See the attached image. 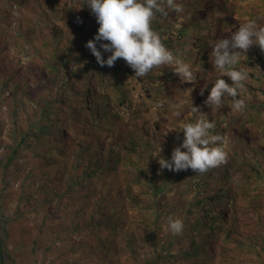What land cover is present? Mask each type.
<instances>
[{
  "label": "trees",
  "instance_id": "1",
  "mask_svg": "<svg viewBox=\"0 0 264 264\" xmlns=\"http://www.w3.org/2000/svg\"><path fill=\"white\" fill-rule=\"evenodd\" d=\"M79 1V7L85 11L82 10L79 14H75L76 17L68 20L60 18V21L52 26L46 24L45 32L39 35L41 44L38 48L40 50L35 48L33 52L38 53L41 63L37 71L31 73L33 74L34 88L26 86L28 82L26 75L23 76L19 73L22 71L20 65L13 63L14 57L10 55L9 51H5L0 42V65L4 64L5 66L0 69V74H3L6 82L10 84L7 89L5 86L0 91V106L7 105L8 112L13 113L10 133L16 144L9 147L11 152L5 154L6 158L0 159V167L3 164L5 171L18 173V169L12 167L15 163L20 159H27V162H31L32 172L23 177L25 186L19 187L15 191L20 195L16 199L23 200L25 198L21 203L27 204L26 206L29 203L38 205L35 206L34 211L21 213L20 209H16L17 215L11 216L12 218L9 220H3L0 227V264H47V255L53 251V243L50 241V237L45 236L43 241H39L38 237L48 235L47 231L52 228L46 229L49 222H54L53 225L65 226L68 234L72 235L67 249L58 252L50 264H100L101 262L89 257L91 255L89 251L83 254L88 246L96 242H101L105 246L100 253L103 257L106 256L107 264H124L122 255L124 256L125 253L127 256H133L132 258L137 264H251L248 259L236 262L234 256L231 258L230 248L233 246L235 249L236 244L243 242L255 245L259 252H264V209L258 210L256 214L253 213L255 216L249 232L240 235L239 228H244L245 225L240 217V211L229 202V200L237 201V197H232L231 191L228 193V197L222 195L223 187L219 189L220 195L212 193L215 190L212 180H216V173L222 172L224 169L227 170V167L219 166L204 174L195 172L197 179L193 178L192 182L185 181L186 185H192L196 189L198 178L206 177L208 180L206 186L209 192L206 191V197L203 198L200 197L202 192L198 189V199L194 201L193 205L187 209L179 210L175 201L181 195H166V193L174 188L176 183L192 176V170L189 169L185 174L183 171L177 172L178 179L173 182H170L168 178L163 179V183L166 185L171 183L173 186L171 189L161 192L158 179L156 177L149 178L146 175V169L151 170L155 164L154 157L150 153L152 134L149 130L159 132V136L156 138L158 142L153 141V143L157 146L161 144V150L167 152L169 157L172 150L182 143L183 133H178L175 136L165 135L167 128L158 122L148 123L146 127H137L129 133L110 135L109 123L116 119L117 115L109 110V104L114 103L123 95V93H119V89L124 91L126 79H135L140 83L144 79L133 78L134 71L123 59H117L112 67H101L86 47H80L76 55L73 50L68 49L66 42L70 41L69 34L71 32L76 36L83 33L85 36L82 38V43L86 44L93 39L99 28L95 16L84 4L85 0ZM206 1L198 0L197 6H200V9L210 6ZM176 2L181 5L178 0ZM184 5L186 6V4ZM202 11L206 16L211 14L206 10ZM162 18L164 21L160 23L153 21L152 27L159 33L166 48L174 53H183V48L187 43L186 38L189 36V27L193 26L195 19L192 18L186 23L187 13L185 10L179 13L169 10L168 16ZM213 30H215L214 22L208 32ZM200 34H202L201 31ZM222 34L213 38L211 36V42L205 41L208 50H213L212 45L216 40L223 39L221 38ZM97 47L99 48V44ZM257 47L253 45L249 54L243 53L245 56L244 59H241L243 64L255 73H257V63L264 64V60L259 58L256 63L252 62L256 61L253 49ZM202 49L197 36V40L193 43V54L191 53L188 58L192 60L197 58ZM59 53L62 54L60 58ZM108 55L110 53H105L104 58L106 59ZM78 58L79 62H76L75 60ZM192 60L189 61L191 64H193ZM71 64L77 68L72 76L68 74ZM78 65H83V67ZM155 69L163 71V74L159 73V76L167 77L174 85V89H186V87H182L180 84L182 82H179L180 78L171 69L165 66ZM40 73L45 74L44 79L43 76L39 78ZM61 74L69 79L66 80ZM87 74H91L90 77H87ZM251 75L254 78V74ZM50 77L63 79L60 80L63 84L59 85L58 91L52 87L54 84H46ZM262 79L264 77H259V80ZM86 82H89L88 90H86ZM29 89L33 94H30ZM159 91L160 89L158 91L146 89L145 94L150 100L156 102V99L162 97ZM194 96H196V92L190 88L188 103L193 101L195 103ZM173 98L175 99V93ZM5 101H8V104H5ZM124 103L125 99L122 101L123 105ZM22 124L24 125L21 128ZM3 131L0 126L2 152L5 149L2 145L3 137H6ZM93 131H97L98 138L106 135V138H101L103 147L92 142V139L97 138L91 137ZM234 133L240 141L252 148L256 155L264 152V147L252 141L241 128H236ZM137 136L141 139H148L145 152H139ZM252 142L253 145H251ZM117 146L118 151H114ZM109 160L115 161L114 163H118V165L121 163L125 174L129 171L125 168L124 161L127 164L130 162L134 166H143V168L139 169L137 178L129 181L131 187L126 190L120 189V187L114 188L115 178L104 177V174L110 172L116 174L118 170L112 168L114 164L109 163ZM149 161H152L153 165L149 166ZM246 165L247 174L244 181L246 186H251L253 195L251 196L250 191L247 190L244 202L254 203L253 198L258 195L260 198H264L262 192L264 186L261 191L256 188L255 178L257 174H260V170L264 171V169ZM24 170L26 171V169ZM2 173V177L0 176V186L2 184L0 200L7 199L8 195L12 196L14 194L12 186H15L13 182L8 184L9 180L6 179V176L14 175L7 174V172ZM30 176L32 177L31 181ZM229 176L227 174L224 177L229 178ZM144 178L147 180L145 185L142 184ZM35 179L43 181L44 185L49 187L55 183L58 189L54 193L55 196L44 197V195L49 196L48 190H37L38 194L35 193V189L38 187ZM120 182L118 179L117 185ZM138 183L141 187L144 186L148 193L155 195V203L150 208L155 209L157 218L171 215L183 220L182 234L171 233L159 239H155L156 236L153 235L148 240L137 239V232L141 228H144V231L149 230L152 233H157L151 227L153 224L158 225L156 220L150 221L144 217L143 222H140L138 217L133 215L135 209L141 210L145 207L143 201L138 199L133 192V187ZM51 199L59 208L55 214L52 210H45L46 205L51 203ZM39 200L40 202H38ZM125 200H130L127 204L128 213L126 211L128 209L123 205ZM115 202L119 203V207L114 204ZM181 202L183 203V199ZM223 206L231 208L232 214H226L222 210ZM259 206L264 208L263 205L259 204ZM76 209L85 211L82 219L71 218L73 222L70 223L69 219V224H66L61 213L63 211L74 213L77 211ZM99 211H104V213ZM33 215L37 216L35 218L41 222L39 225L33 224L32 221H35L34 218L31 219ZM53 215L55 218L52 219ZM9 224L13 227L18 226L19 228H15L24 231L21 240L15 242V246L10 241L12 234L11 230L9 231ZM29 233H35L37 236L32 241H28L26 235ZM156 233L154 235H158ZM139 240L147 241L145 246L149 247L147 256L143 260L139 259ZM212 241L215 242L212 243ZM43 242L46 243L47 250L40 255V249L45 247ZM228 245L231 246L228 248ZM40 256L47 260L40 263ZM262 263L264 264V262Z\"/></svg>",
  "mask_w": 264,
  "mask_h": 264
},
{
  "label": "rangeland",
  "instance_id": "2",
  "mask_svg": "<svg viewBox=\"0 0 264 264\" xmlns=\"http://www.w3.org/2000/svg\"><path fill=\"white\" fill-rule=\"evenodd\" d=\"M79 0H0V43L4 46L5 51H9L10 55L14 57L13 63H18L20 65V68L22 69L21 72H19L21 75H26L28 82L26 83V86L30 88H34L33 85V74L38 69V66L41 63V58L39 57L38 53L33 50L38 48V46L41 44V38L39 35H42L45 32V29L47 28L46 24L49 26H52L54 23H58L60 21V18L62 19H71L73 17H76L75 14H79L82 10L85 11V9L79 7ZM197 7V3L193 4V8ZM80 18H82L80 16ZM193 18L195 21L193 22V27L196 29V32L201 31L202 34H197L198 36V42L201 44V47L203 48L199 52V56L203 57L205 56V52H209L210 50L207 49V45L205 44V41L211 42L212 38L215 36H219L222 34L223 29L224 33L222 34L221 38H228L231 36L232 32H234V29L232 27H238L239 25L236 23H224L221 20H218L214 23L215 30L211 32H207L212 27L213 22L211 21H204L202 17H200L196 12L193 15ZM264 18V17H263ZM157 22L164 21L162 16L160 14H157V18L154 20ZM226 25H231L228 27H225ZM260 26H264V23L261 22L259 24ZM191 33L190 31H188ZM85 35L83 33L78 34L77 36L71 32L69 34L70 41L66 42V45L68 49L73 50L74 54H78V51L80 47H85V42L82 43V38ZM212 36V38H211ZM196 40V37L194 34H189L187 36L185 44L183 48V53H180V55L184 58L185 62H189L192 59H189L188 57L191 56V53L193 54V43ZM8 48V50H7ZM250 50V49H249ZM249 50L245 52L246 54H249ZM258 50L261 51L258 47ZM244 53V54H245ZM264 53V52H263ZM73 55V54H72ZM62 56L61 53H59V58ZM244 59V57H242ZM16 60V61H15ZM76 62H79V58L75 60ZM209 60H207L201 67L198 72L205 77L209 73L208 69ZM240 65L244 66L245 69L248 71L249 78L244 81L245 87L247 88V92L241 93L238 98L243 99L246 104V109L242 112H231V101H228V99L225 100L224 106L221 109H213L204 104L202 101H199L197 92L201 89L204 91V85L202 84H196L193 83H180L183 88L186 87V89H174V85L171 83L167 77L159 76L160 74H163L161 70L153 69L147 76L143 77L144 80L142 82H137L135 79H126L124 82L125 88L124 91L120 88L119 93H123L122 96H120L117 101L114 103L109 104V110L112 111L117 115L116 119H114L112 122L109 123L110 127V135H120L125 134L133 131L137 127H146L148 123H160L162 126H165L167 128V133L165 135L175 136L178 135V133H183L181 131L182 124L185 121H193L198 117V114H193L190 112V105L191 103H188L189 99V89L192 88L196 92V98L195 103L192 102L193 107H197L200 109L202 114L206 115V118L210 116V112L212 111L217 112L219 111L220 119H223V124L229 125H235V128H241L245 131V133L249 134L248 137L252 139V141H255L259 145H262L264 147V79L259 80L256 76H260L261 74L259 72L255 73L252 72L251 69L244 65L242 61H240ZM238 65L237 67H239ZM4 64L0 65V69L4 68ZM76 66L74 64H71L69 66V73L70 76L73 75L74 71H76ZM202 69V70H201ZM215 72V69H214ZM251 74H254V78ZM91 74H87V77H90ZM216 73H213V78L216 77ZM43 76V79L45 77L44 73H40L39 78ZM62 77L65 78L64 74H61ZM157 77V78H154ZM225 77V76H224ZM154 78V79H152ZM228 83L230 86L232 84L231 80L226 77ZM66 80L69 79L65 78ZM0 91L4 89L6 86V89L8 86H10L9 82H6L4 75L0 74ZM62 78L58 77H50L49 81L46 83L47 85L49 83L54 84L52 85L53 88L58 91L59 85L63 84L61 81ZM213 79L207 80V83H212ZM181 82V81H179ZM89 82H86V90H88ZM212 88V87H211ZM146 89H155L156 91H159L161 94L160 99H156V102L154 100H150L147 95L145 94ZM30 94H33L31 89L28 90ZM211 91V90H210ZM175 93V99L174 93ZM123 99H125L124 105L122 104ZM165 101L163 108H157L156 105L159 101ZM3 104V103H2ZM5 104H8V101H5ZM182 105V108L180 109L182 113L183 119L179 117H174L172 115V105ZM208 107V109H207ZM9 107L6 106H0V126L1 130H4V135L6 134V137H3V147L5 148L2 152V149L0 148V159L6 158L5 154L7 155L11 150H9L10 146L16 145L14 142V138L11 136L10 133V127L12 125V117L13 113H9L8 110ZM209 110V111H208ZM214 115V114H211ZM224 116L225 118H222ZM216 117V116H215ZM213 119V118H212ZM21 120V119H20ZM225 124V125H226ZM248 126H246V125ZM24 124L20 125L22 128ZM249 128V132H247V129ZM149 132L151 135V141H152V150L151 154L154 157V166L153 168L146 169V175H148L149 178L158 179V185L161 189V192H165L172 188L173 184L169 183L166 185V183H163V179L168 178L170 179V182H173L177 178V172L170 171L168 169H161L159 164V159H170L167 152H164L161 150L160 156H158V146L153 143V141H157L156 138L159 136V132L152 130ZM228 134L222 136L225 137L226 143H227V151H228V159L226 164H229L230 169L222 172H218L215 175L216 180H212V183L215 185V190L212 191V193L219 194L220 193V187H223V190H221L222 195H225V197H228V193L232 192V197H237V201L229 200L230 203L233 204L239 211H240V217L243 220V224L245 225L244 228H239V233H248L249 228L251 227V223L253 222L254 216L257 213L258 210L264 209L259 206H264V198H260L259 195L256 198H253L255 201L254 203H245L244 197L246 195V191L249 190L251 196L253 195L251 190V186H246L244 177L247 174V165L256 166L257 168L264 169V152H260L258 155H256L255 151L250 148L249 146H246L242 141H240L233 131L230 132V130H227ZM158 133V134H157ZM217 133V132H215ZM91 137H97L95 140L92 139V142L97 144L98 146H104L103 141L101 138H106V135H103L102 137L98 138L97 131H93ZM122 140L124 138H121ZM137 148L139 149V152H145L148 144V139L137 136ZM109 142V140H107ZM158 142V141H157ZM248 144V142H247ZM254 143L252 142L251 145ZM121 145V144H120ZM67 150H70L67 148ZM259 150V149H258ZM114 151H118V146L115 148ZM260 151V150H259ZM73 154V153H72ZM115 161L109 160V163H112V168H117V173L114 174L113 172L104 174V177L107 179L115 178L114 188H119L126 190L128 187H131V180H133L135 177L138 176V171L140 168H143V166H134L132 163H128L124 161L125 168L128 169L129 173H126L122 170L121 163H114ZM31 162H27V159L25 160H19L17 163H15L12 167L18 169V173H12L5 171L3 168V164H1L0 167V176L2 177V172H7V174L11 173L12 175L6 176V179L9 180L8 184L10 182H13L15 186L13 187L14 194L12 196L8 195L7 199H1L0 200V227L3 224V220H9L10 218L17 215L15 212L16 209H20V212H27V211H34L35 206H38L36 204L29 203L27 204L21 203L23 200H18L16 197H20L18 194L17 189L22 186H25V181L23 180V177L26 176V174L32 172ZM153 165L152 161H149V166ZM221 167L225 168V163L220 165ZM147 168V167H146ZM26 169V171L24 170ZM260 174L256 175V188H258L260 191L264 186V171L260 170ZM187 171H183V173H187ZM228 172V173H227ZM226 174H229V178L224 177ZM192 176L187 177V179H183V181L176 183L175 187L169 190V192L166 193V195H174L179 194L181 197L175 201L176 206L179 210L187 209L191 205H193L194 201L198 199V189L201 190L202 194H200V197L205 198L206 197V191L209 192V189L206 186V183L208 180L206 177H199L197 180V188L194 189V186L192 185H186L187 182H192L193 178H196L195 172L192 170L191 172ZM5 176V175H4ZM14 179V180H13ZM118 179L121 181L118 185ZM145 179V178H144ZM197 179V178H196ZM32 180V177L30 176V181ZM36 180V179H35ZM128 180V181H127ZM37 181V180H36ZM187 181V182H185ZM55 182V181H54ZM219 182V183H218ZM123 183V184H122ZM147 183V180H142V184L145 185ZM37 189H35V193H37V190H48L49 196L44 197H52L55 196V192H57V186L55 183H52V185L46 186L44 185L43 181H37ZM41 187H40V186ZM2 186V184H1ZM0 186V189H1ZM133 192L136 195V197L143 201L145 207L141 210L135 209L133 212V215L138 217V221L143 222V218L146 217L148 220L158 221V225L153 224L151 227L152 229H155L157 231L158 235H154L155 233L150 232L149 230L144 231V228H141L140 231L137 232V239H146L150 236H156L155 239H159L162 236H166L171 234V232H168L165 230V225L167 223V218L171 215H165L157 218V213L154 208H150L155 203V195L148 193L144 186H140L138 183L133 187ZM264 193V188L263 191ZM8 193V192H7ZM38 194V193H37ZM220 195V194H219ZM183 197V198H182ZM120 199V198H119ZM118 199V200H119ZM181 199H183V203L181 202ZM45 200V198H44ZM51 203L47 204L45 207V210H52V212L55 214L57 212L58 205H56L55 201L51 199ZM40 202V200L38 201ZM130 200H125L123 202L124 207L126 206L127 213L129 211L128 203ZM260 202V203H259ZM117 207H119V203L115 202ZM149 207H148V206ZM152 209V210H151ZM77 211H74V213H69L68 211H63L61 213V217L66 220V224H69L73 222V219L71 218H78L82 219L83 212L76 209ZM222 210L226 212V214L231 215L232 210L231 208H228L227 206H223ZM100 213H104V211H99ZM132 211L130 210V213ZM139 213V214H137ZM255 213V214H253ZM253 214V215H252ZM49 215V213H48ZM12 216V217H11ZM44 216V215H43ZM37 216L31 217V219L34 218L35 221H32L33 224L39 225L41 222L39 219L35 218ZM55 218L53 215L52 219ZM54 222H49L46 229H51L48 232V235H40L38 237L39 241H43L44 237L47 236L50 237V241L53 243V251L47 255V259L43 256L39 257L40 263H43L44 260H47V264H50L53 261V258L58 254V252H62L67 249L71 242V234H68V231L66 227H62L60 224L53 225ZM11 230V244L15 246V242L21 240V235L24 231L23 229H18L13 227L11 224L8 225ZM30 227V225H29ZM90 231V230H89ZM45 234L46 231H44ZM156 233V234H157ZM37 235L35 233H29L26 235L28 241H32ZM151 239V238H150ZM215 241H212L214 243ZM45 247L40 249V255H42L46 250L47 246L46 243L43 242ZM147 241L139 240L138 243V250L140 253L139 259H145L147 256V252L149 251V247H146L145 244ZM258 245V244H257ZM231 245H228V248ZM103 243L96 242L95 244H91L87 247L85 252L83 254H86L88 251L91 253L89 255L90 258L93 260L99 261L100 264H107L108 260L106 256L100 253L103 248ZM232 249V250H231ZM230 252L232 253V257L234 256V259L236 262H241L243 259H248L251 264H263L264 262V252H259L257 249V246L251 245V244H245L243 242H239L236 244L235 249H233V246L230 248ZM262 255V256H261ZM133 256H127V253L122 255L124 264H137L135 262V259L132 258ZM230 257V256H229ZM213 258V256H212ZM138 260V259H137ZM136 260V261H137ZM45 262V261H44Z\"/></svg>",
  "mask_w": 264,
  "mask_h": 264
},
{
  "label": "clouds",
  "instance_id": "3",
  "mask_svg": "<svg viewBox=\"0 0 264 264\" xmlns=\"http://www.w3.org/2000/svg\"><path fill=\"white\" fill-rule=\"evenodd\" d=\"M178 1L181 5L176 0H85L84 4L88 6L99 25L97 34L85 44V47L101 67H112L117 59H123L134 71L133 78H143L153 69L165 66L171 69L182 83L195 82L204 85V91L199 90L197 96L199 101L210 108L222 110L225 100L229 98L231 112L244 111L247 106L238 96L247 92L244 81L249 78V74L245 67L240 65V61L245 56L243 53L253 45L258 46L261 51L258 47L253 49L256 61L252 62L264 60V26H260L256 19H250L248 15L242 13L243 23L235 27L231 36L216 40L212 45L213 50L205 52L203 57L198 56L193 59L191 64L185 62L180 54L169 50L162 43L159 33L152 27L157 13L167 17L169 10L177 13L185 10L186 23L193 18V12H196L204 21L215 23L221 20L226 23L228 22L226 0H207L206 3L210 6L201 9L200 6L191 7L198 0ZM202 10L211 13L210 16H206ZM188 31L191 32L189 34H194L197 40L196 33L200 34V31L196 32L193 26H190ZM105 41L107 43H104ZM105 53H110L106 59ZM207 60H209V73L203 77L198 70ZM257 64V72L261 75L256 77H264V64L259 62ZM238 65L240 66L237 67ZM78 66L83 67V65ZM213 73L217 74L214 78ZM226 77L231 80V86L226 83L228 81ZM209 79H213V84L207 83ZM164 104L165 101L161 100L156 107L163 108ZM181 108L182 105H172V115L183 119ZM190 112L198 114V117L182 124V143L172 150L170 159H159L160 168L174 172L191 169L197 174H204L225 163L230 169L229 164H226L227 143L222 134H228V129L234 132L238 127L223 124L219 111L214 113L209 111L210 116L207 119L206 115L202 114L199 108L193 107L191 103ZM222 118L225 117L222 116ZM160 145L157 157L160 156ZM183 229L184 223L181 218L172 216L167 218L166 231L179 235L182 234Z\"/></svg>",
  "mask_w": 264,
  "mask_h": 264
},
{
  "label": "crops",
  "instance_id": "4",
  "mask_svg": "<svg viewBox=\"0 0 264 264\" xmlns=\"http://www.w3.org/2000/svg\"><path fill=\"white\" fill-rule=\"evenodd\" d=\"M226 13L227 23L241 25L242 13L250 19H256L258 24L264 23V0H226Z\"/></svg>",
  "mask_w": 264,
  "mask_h": 264
}]
</instances>
